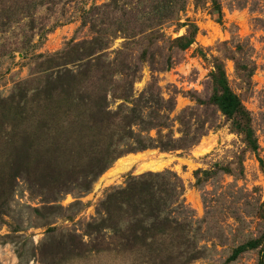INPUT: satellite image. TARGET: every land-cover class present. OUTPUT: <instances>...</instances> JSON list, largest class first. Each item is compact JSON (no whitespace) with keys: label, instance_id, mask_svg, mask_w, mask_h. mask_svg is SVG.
I'll use <instances>...</instances> for the list:
<instances>
[{"label":"rangeland","instance_id":"374dc122","mask_svg":"<svg viewBox=\"0 0 264 264\" xmlns=\"http://www.w3.org/2000/svg\"><path fill=\"white\" fill-rule=\"evenodd\" d=\"M118 151L129 167L88 192L44 181ZM0 264H264V0H0Z\"/></svg>","mask_w":264,"mask_h":264},{"label":"trees","instance_id":"16d2710c","mask_svg":"<svg viewBox=\"0 0 264 264\" xmlns=\"http://www.w3.org/2000/svg\"><path fill=\"white\" fill-rule=\"evenodd\" d=\"M217 11L221 14V10L219 8H217ZM168 16H171V15H160V16L156 15L155 18L157 19L159 18V20L162 21ZM191 26H192V29L189 30L190 35L188 36L182 35L177 38V41L179 42V47L181 49H186L187 47H189L196 36L198 27L194 23ZM141 32L143 31L142 30L138 31V33H141ZM155 62L156 61H154V64ZM168 67H172V66L169 65ZM62 69H63L62 73H66L69 76L74 71V70H71L73 68H68L66 65L62 66ZM58 70H59L58 67L57 69L55 68V72L61 73V72H58ZM89 78H88V81H90L91 83L90 85L91 88H95L94 85L92 84L94 81L90 80ZM102 79L104 78H101V80ZM215 82L218 86V93L215 94L214 100L218 108L229 119H232L238 131L246 134L247 139L251 141L252 140V137H251L252 129L250 127L249 111L244 105L240 96L237 93H235L234 90L230 87L229 81L224 71L219 70V72H217V74L215 75ZM66 86H67L66 84L65 85L62 84L61 89L64 90L63 92L67 94V98H72L73 97V94H71L72 87L70 85H68V87ZM86 87L87 86L83 85V88H86ZM109 91L111 90H108V92ZM112 91L114 92L113 95L115 98L127 99L129 97V95H127L126 93L119 94L115 89H112ZM95 108L98 111H95L91 115V119L93 123L95 124V127H99L102 130H104L106 125H110L109 124L110 117L101 115L102 113V111H100L102 110L101 105H99L98 107L96 106ZM73 109H77V107ZM76 124L82 127L84 126L83 123H80V122H76ZM133 126L135 125L132 124L129 126L131 127L130 128L131 132L130 131L125 132V134L127 133L129 137L133 136L136 133L135 129H133ZM125 138L126 137H120L117 141H115V143L116 142L121 143L126 140ZM81 145L83 146L84 143H82ZM126 146H128V143L126 144ZM124 153H125L124 151H118L116 154H113V155H110V154L102 155L100 153V154H94V155L69 157L66 159L65 165L63 164V162L61 163L62 167H58L57 169H54L50 166H47L46 168L49 170L48 172H45V168H44L43 170L44 181L46 182L48 181L54 184L56 189H58L62 193L72 192L75 190H79L81 192H88L90 190V186L92 185L93 181L99 175H101L106 169L110 168L112 166V163L116 161L119 157L123 156ZM23 159L24 157H20L18 161H22ZM14 176L16 175H11V180H12V177L14 178ZM18 176H21V175H17V177ZM51 198H55V197H51ZM249 247L250 245L241 246L240 248L235 250L234 256L236 257L240 252H242L243 250Z\"/></svg>","mask_w":264,"mask_h":264},{"label":"bare ground","instance_id":"6f19581e","mask_svg":"<svg viewBox=\"0 0 264 264\" xmlns=\"http://www.w3.org/2000/svg\"><path fill=\"white\" fill-rule=\"evenodd\" d=\"M134 160V159H133ZM132 160V161H133ZM157 163V162H156ZM155 164V163H154ZM130 165V161H128V159H123L120 158L118 159V161L116 162V166L114 168H111L109 172H107L105 178L106 179H110V177H113L115 175H117L118 173H120L121 171L125 170L126 168H128ZM149 166H153V163H149L147 164ZM105 179V180H106Z\"/></svg>","mask_w":264,"mask_h":264}]
</instances>
